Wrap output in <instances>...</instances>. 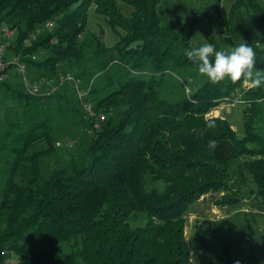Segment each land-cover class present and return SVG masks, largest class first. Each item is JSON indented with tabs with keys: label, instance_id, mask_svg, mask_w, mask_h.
<instances>
[{
	"label": "trees",
	"instance_id": "obj_1",
	"mask_svg": "<svg viewBox=\"0 0 264 264\" xmlns=\"http://www.w3.org/2000/svg\"><path fill=\"white\" fill-rule=\"evenodd\" d=\"M121 1L131 7L128 15L116 0H0V22L16 28L6 50L19 55L31 78L79 67L85 59L80 36L91 7L117 35L109 47L96 40L94 55L107 54L98 62L99 73L113 63L128 73L115 87L108 79L102 89L92 77L94 108L112 113L91 132V121L68 86L41 98L27 94L16 73L10 78L16 77L19 86L10 87V78L0 82L22 117L0 125V251H16L19 264H189L184 212L192 201L209 191H224L216 201L220 205L264 199V136L259 130L264 85L253 86L243 76L213 82L201 74L202 83L190 95L162 99L157 74L162 76L167 65L197 68L198 62L186 55L194 46L192 31L183 33L178 18L162 22L157 7L167 0ZM241 8L244 38L256 51L254 67L264 69V0H233L218 28L225 29ZM47 21L54 25L27 45L30 34ZM208 40L220 48L213 37ZM145 64L151 68L148 79L137 74ZM87 68L73 73L83 78ZM243 82L248 86L243 88ZM237 94L244 103L242 136L226 118L204 117ZM51 104L58 114L79 115L88 157L79 155L70 171L54 167L44 178L40 161L56 150L45 115ZM40 142L44 147L33 150ZM242 157L255 185L247 191L236 188L229 175L230 163ZM25 161L29 178L18 185L15 175ZM147 177L163 181L162 190L147 189ZM135 212L145 215L142 225L129 223ZM54 242L71 243L73 249L60 256ZM205 247L222 264H236L227 248L221 257Z\"/></svg>",
	"mask_w": 264,
	"mask_h": 264
},
{
	"label": "rangeland",
	"instance_id": "obj_2",
	"mask_svg": "<svg viewBox=\"0 0 264 264\" xmlns=\"http://www.w3.org/2000/svg\"><path fill=\"white\" fill-rule=\"evenodd\" d=\"M232 2L233 0H167L166 3L158 5L157 11L162 17L163 23L170 18H178L179 27L183 29V33L192 31L191 41L194 45L202 42L201 36L206 40L213 37L220 48L227 49L230 48L231 43L237 44L239 37L246 42L244 38L245 9L237 10L233 19L226 23L225 29L218 28V22L227 18ZM116 4L123 14L130 13L131 7L125 2L116 0ZM256 34L258 38H261L259 30H256ZM97 38L109 47L116 42L117 35L104 22V18L95 13L91 7L88 10L86 29L80 36V39L84 40L85 59L78 64L79 67L75 66V69L69 70L80 73L82 67H89L84 72L83 81L94 76V86L97 89L104 88L108 79L114 82L115 87L116 83L123 81L128 73L125 68L115 63L104 73H99L98 62L103 60L107 54L94 55L93 50L96 47ZM7 54L10 55V51H7ZM150 69V66L145 64L137 74L148 79L151 73ZM157 77L161 82L157 88L160 97L170 101L190 95L203 81L197 68H172L170 65H167L162 76L157 74ZM7 81L12 88L19 86L16 77ZM246 86L248 83L243 82L242 87ZM262 105L264 108V103ZM52 107L53 104L47 107L45 115L49 117L52 134L56 137L55 141L61 143V147H56L51 156L41 159V175L44 178L54 167H64L70 171L73 159L78 162L81 156L88 157L83 149L85 129L79 115L70 112L58 114ZM243 108L244 103L237 94L234 99L211 108L204 114V117L226 118L237 135L242 136ZM17 118H22L18 103L9 91L0 86V125ZM259 127L264 136V116L259 122ZM42 147L44 144L40 142L33 147V150ZM245 159L247 158L236 159L229 166L231 182L241 191L255 187L251 175L244 166ZM28 165L29 163L25 161L18 169L15 175V182L18 185H24L27 182L29 178ZM163 186L164 182L161 180L154 181L150 177L146 178L147 189L155 187L162 190ZM223 194L224 191H209L192 201L184 212V235L189 249V264H222L218 258L209 253L205 245L221 257H223V249L227 248L236 264L237 262L239 264H264V199H243L235 204H217L216 201ZM145 220V215L141 212L132 213L128 218L131 226L142 225ZM53 244L60 256H64L73 249L71 243L54 242Z\"/></svg>",
	"mask_w": 264,
	"mask_h": 264
},
{
	"label": "built area",
	"instance_id": "obj_3",
	"mask_svg": "<svg viewBox=\"0 0 264 264\" xmlns=\"http://www.w3.org/2000/svg\"><path fill=\"white\" fill-rule=\"evenodd\" d=\"M53 25V21H47L44 27H37L34 32L30 34V41H28L27 45H29L45 27H52ZM15 34V27L0 22V82L7 80L13 73H16L23 90L29 95L41 98H45L64 86H68L73 91L80 110L91 121V129L88 131L91 132L99 129L101 122L105 121L112 113V109L96 110L94 108V104L89 97L93 78L88 81H83L82 78L76 76L71 71H59L50 75L39 74L31 78L28 74L26 64L20 61L19 55L7 54L6 44L14 39ZM40 53L41 51L38 54ZM32 57L35 56L33 55ZM54 144L55 147H61L59 141H55ZM0 257V264L20 263V255L14 250H2L0 251Z\"/></svg>",
	"mask_w": 264,
	"mask_h": 264
},
{
	"label": "clouds",
	"instance_id": "obj_4",
	"mask_svg": "<svg viewBox=\"0 0 264 264\" xmlns=\"http://www.w3.org/2000/svg\"><path fill=\"white\" fill-rule=\"evenodd\" d=\"M201 41L198 45L186 49L187 57L198 62L197 71L200 74L213 82L236 80L243 76L253 86L264 85V69L254 67L256 51L251 44L239 37L237 44L223 49L216 48L202 36Z\"/></svg>",
	"mask_w": 264,
	"mask_h": 264
}]
</instances>
